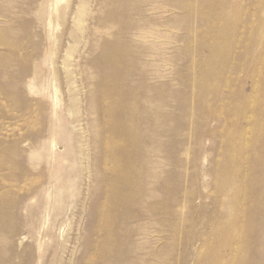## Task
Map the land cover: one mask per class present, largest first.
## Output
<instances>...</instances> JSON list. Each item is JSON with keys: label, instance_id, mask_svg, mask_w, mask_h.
Returning <instances> with one entry per match:
<instances>
[{"label": "rangeland", "instance_id": "374dc122", "mask_svg": "<svg viewBox=\"0 0 264 264\" xmlns=\"http://www.w3.org/2000/svg\"><path fill=\"white\" fill-rule=\"evenodd\" d=\"M0 264H264V0H0Z\"/></svg>", "mask_w": 264, "mask_h": 264}]
</instances>
